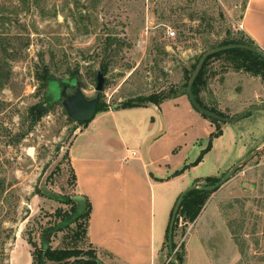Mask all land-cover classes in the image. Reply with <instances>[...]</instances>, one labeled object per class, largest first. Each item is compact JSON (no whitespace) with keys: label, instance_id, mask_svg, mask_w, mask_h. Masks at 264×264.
<instances>
[{"label":"rangeland","instance_id":"1","mask_svg":"<svg viewBox=\"0 0 264 264\" xmlns=\"http://www.w3.org/2000/svg\"><path fill=\"white\" fill-rule=\"evenodd\" d=\"M247 1L0 0V80L9 74L0 85V264H13L18 257L20 264H29V252L34 251L30 241L42 247L44 229L61 222L59 212H71V204L44 193L75 195L69 151L79 128L99 120V113L87 124L70 120L53 95L46 97L37 73L48 67L55 77L70 79L75 72L91 98L104 64L101 96L109 108L168 92L185 84L192 66L210 47L241 30ZM170 29L177 37H168ZM229 73L226 96L238 101L245 91L237 87L249 75ZM231 103L232 109L225 112L229 117L239 113ZM35 106L44 113L32 125ZM250 114L252 123H264L263 110L221 123L223 136L213 141L214 148L197 166L191 167L210 137L202 136L198 144L189 132L170 131L156 145L159 156H165L161 165L177 170L190 166L175 184L181 189L207 177L221 179L241 159L244 144L251 142L239 127ZM165 193L158 204L162 214ZM82 222L84 227L86 220ZM76 228L71 224L56 233L50 247L89 249L84 235H75ZM174 241L183 264H264V150L211 193L195 222L180 218ZM167 244L165 237L162 264H176Z\"/></svg>","mask_w":264,"mask_h":264},{"label":"crops","instance_id":"2","mask_svg":"<svg viewBox=\"0 0 264 264\" xmlns=\"http://www.w3.org/2000/svg\"><path fill=\"white\" fill-rule=\"evenodd\" d=\"M240 25L241 31L264 50V0L247 1ZM229 74L219 73V63L211 65L208 83L200 93L207 106L225 113L235 102L240 113L251 106L264 105V99H260L262 82L250 75L249 79L242 78L241 88L237 87L241 93L245 91V96L238 101L227 97ZM252 115L239 126L241 136L250 137L251 142L244 144V154L238 162L264 144V123H252ZM98 118L79 128L69 151L75 194L91 204L85 245L96 250L102 264H162L168 220L187 186L180 189L175 184L183 176H174L177 169L161 165L165 156H159L156 145L177 129L192 134L199 144V139L210 137L217 125L197 112L187 95L166 100L160 106L110 108L99 113ZM222 132L214 144L223 136V128ZM156 136L159 137L148 145ZM133 152L137 155L132 156ZM164 192L166 209L162 214L158 204ZM13 264H20L19 257ZM29 264H33L30 252Z\"/></svg>","mask_w":264,"mask_h":264},{"label":"trees","instance_id":"3","mask_svg":"<svg viewBox=\"0 0 264 264\" xmlns=\"http://www.w3.org/2000/svg\"><path fill=\"white\" fill-rule=\"evenodd\" d=\"M231 44H245L254 47L260 48L250 37H248L245 33L241 30L233 35H230L226 39H224L219 45L210 47L209 50L215 49L220 46H227ZM198 63V62H197ZM197 63L192 66L191 72L187 74L185 84L177 87H172L168 92H164L161 94H151L146 97L138 98L136 102L127 100L124 102L120 108L116 109H127V108H135V107H143L149 104H154L160 106L164 101L178 97L180 95H187V85L188 81L192 73L194 72ZM214 63H219V73L227 74L229 72H242L246 73L253 77H260L264 80V59L261 58L259 55L243 50V49H231L227 51L220 52L211 56L204 64L198 78L196 79L194 86H193V93L198 101V103L207 110H210L218 115L229 117L225 113L217 110L216 108L207 106L201 99L200 93L203 88L207 85L210 73V67ZM101 71L105 73L107 71L106 65H102ZM37 79L40 83V88L46 91V97L53 98L52 93H50V87L53 83L54 73L48 68H44L42 71L37 73ZM78 77L75 72H70V80ZM9 78L6 75L5 79L0 80V85H4L7 81L6 79ZM109 107H105L101 102L98 105L97 113L105 112ZM42 113H44V108L40 106H35L31 110L32 118V125L35 124L38 119L41 117ZM204 116V115H203ZM208 118L207 116H204ZM70 119V118H69ZM210 119L214 124L217 125L216 131H214L209 139V145L206 149H204L198 159L191 165L197 166L199 163L202 162L205 155L210 152L212 149V143L216 138H219L222 135V128L221 123ZM71 120V119H70ZM73 121V120H72ZM80 123V124H87ZM190 166H184L181 170L174 172V176L182 175ZM220 179L218 177H207L203 180H198L196 182V186L198 187H207L215 185ZM213 192H207L201 189H197L194 191L189 192L181 201V206L176 218L175 226H174V233H173V241L176 237V231L178 225L180 223V218L184 220L186 223H193L195 220L200 216L203 208L205 207L208 199ZM44 195L50 199L56 200L62 204H71V212L61 214V222L54 226H49L44 229L43 236H42V247L38 246L35 241H30L32 244L34 251L32 253L33 257V264H102L99 261L98 255L96 250L92 247L89 249H69V248H62V249H53L50 247L51 239L53 236L65 230L66 228L70 227L71 224H77L75 235L79 238L81 235L87 237L88 225H89V218L91 213V204L87 201V203H79L78 201H70L69 198L73 196H59L53 192L44 193ZM76 196V194L74 195ZM83 220H86L85 226L83 227ZM168 230L166 232V239L168 243ZM84 238V240H85ZM49 245L46 249L45 245ZM174 249L177 248V243L174 241L173 243ZM168 247V244H167ZM177 259L183 264L184 263V256L179 253V250L176 252Z\"/></svg>","mask_w":264,"mask_h":264},{"label":"water","instance_id":"4","mask_svg":"<svg viewBox=\"0 0 264 264\" xmlns=\"http://www.w3.org/2000/svg\"><path fill=\"white\" fill-rule=\"evenodd\" d=\"M231 49H243L250 52H253L259 55L261 58L264 59V50L258 47L245 45V44H231L227 46H220L215 49L209 50L205 52L200 60L197 63V66L194 70L193 75L191 76L188 85H187V96L194 107V109L199 112L200 114L207 116L213 120H216L220 123H234L241 120L245 117L248 113L255 110H263L264 105H256L246 108L239 114L233 117H224L218 115L210 110L205 109L202 107L198 101L196 100L194 93H193V86L198 78L205 62L213 55L218 54L223 51L231 50ZM105 84V75L102 71H97V86H96V94L94 97L86 96L84 90V84L81 82L79 77L74 78L73 80L70 79H61L54 77L53 83L50 87V93L53 94V97L56 102H59L65 112L67 113L68 117L77 122V123H86L91 122L94 120L97 114L98 105L102 102V92ZM159 136L154 137L150 140L148 145H150L154 140H156ZM264 150V144L260 147L255 149L252 153H250L247 157L243 160L235 164L215 185L207 186V187H198L196 185L191 186L184 190L179 198L177 199L174 209L172 211L171 220L169 224L168 230V250L169 255L172 260L176 262V264H182L176 257V250L173 246V233H174V226L176 222V218L181 206V201L183 198L191 191L201 189L207 192H215L223 187L227 182H229L236 173L241 170L244 166H246L251 160H253L258 154H260ZM70 201H78L79 203H87V199L84 196L76 195L69 198ZM49 245H45L47 249Z\"/></svg>","mask_w":264,"mask_h":264},{"label":"built area","instance_id":"5","mask_svg":"<svg viewBox=\"0 0 264 264\" xmlns=\"http://www.w3.org/2000/svg\"><path fill=\"white\" fill-rule=\"evenodd\" d=\"M240 28H242V25H240ZM177 31L176 30H171L170 29V31L168 32V37L169 38H175V37H177ZM137 155V153L136 152H133L132 153V156H136Z\"/></svg>","mask_w":264,"mask_h":264}]
</instances>
